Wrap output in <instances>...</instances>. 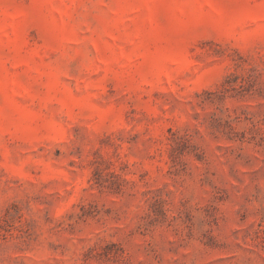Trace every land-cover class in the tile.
Instances as JSON below:
<instances>
[{"label": "rangeland", "instance_id": "1", "mask_svg": "<svg viewBox=\"0 0 264 264\" xmlns=\"http://www.w3.org/2000/svg\"><path fill=\"white\" fill-rule=\"evenodd\" d=\"M0 264H264V0H0Z\"/></svg>", "mask_w": 264, "mask_h": 264}]
</instances>
